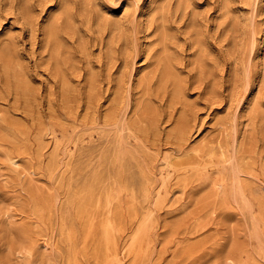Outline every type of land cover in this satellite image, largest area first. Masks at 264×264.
<instances>
[{
	"label": "rangeland",
	"instance_id": "rangeland-1",
	"mask_svg": "<svg viewBox=\"0 0 264 264\" xmlns=\"http://www.w3.org/2000/svg\"><path fill=\"white\" fill-rule=\"evenodd\" d=\"M163 6L160 16L157 9ZM65 14L70 27L64 26ZM51 19L63 43L61 56L70 61L64 68L67 81L45 44L43 28ZM2 45L18 70L5 72L0 64V150L20 163L10 166L0 152V264H69L72 253L75 264H95L101 242L85 240L86 217L71 200L105 174L106 88H115L123 65L133 100L137 71H150L164 45L183 94L152 95L158 123L141 135L149 155L139 150L136 160L123 162L128 180L149 165L161 194L154 190L146 199L136 194L135 214L124 218L113 264H264V229L252 225L247 207L241 203L233 212L218 210L209 223H191L186 214L204 190L177 188L175 174L163 162L165 156L176 161L179 149L213 141L221 131L239 135L245 126L264 151V0H0ZM112 49L115 60L107 57ZM197 56L203 61L198 78ZM244 92L257 99L250 118L239 100ZM181 112L192 125L178 138L170 130ZM143 158L152 162H140ZM261 196L264 184L249 195L257 219ZM129 203L122 195V209ZM44 204L48 209L40 211ZM149 210L151 222L135 260L123 250ZM103 215L94 214V237ZM37 239L48 241L49 248L35 245L28 256L22 249ZM98 258L103 260L101 252Z\"/></svg>",
	"mask_w": 264,
	"mask_h": 264
},
{
	"label": "bare ground",
	"instance_id": "bare-ground-1",
	"mask_svg": "<svg viewBox=\"0 0 264 264\" xmlns=\"http://www.w3.org/2000/svg\"><path fill=\"white\" fill-rule=\"evenodd\" d=\"M81 1L83 2V0ZM64 4V2L61 3L62 8H64ZM163 9L164 6L157 9L160 16L163 14ZM65 25L67 27L71 25L68 14H65ZM43 31L45 44H49L53 52L54 65L59 72H62L61 75L67 81L65 79L66 69L64 68L65 65H69L70 61L61 56L63 54V43L58 37L53 19L48 21ZM159 32L160 29L158 34ZM164 34L163 30L161 36L164 37ZM161 44H163V41H161ZM108 56L111 60H115L113 49L107 52ZM202 62L199 56L193 60L198 68L197 78L201 73L200 66ZM0 64L5 72H8L9 68H13L14 71L18 70L13 66L15 65L14 59L7 45L0 46ZM152 64L154 66L150 71H144L145 67L137 71L134 83L131 85L134 89L133 100L129 99V88L124 85L127 81H124L123 78V65L118 70L119 75L117 78L115 77V88L111 89L109 85L107 86L106 91L108 90L109 95L103 113L105 174L100 181L96 179L95 186L84 187L71 200L73 203L75 200L78 214H84L86 217L85 240L92 237V239L101 242L102 248H95V264H113L118 260L119 242L124 233L123 221L124 218H132L135 214L134 200L136 194L139 193L145 199L154 190L157 197L161 194V187L157 188L153 185L149 165L140 167V174L135 178H130V180L125 177L123 168V162L136 160V154L139 150L144 151L146 156L149 155L146 143L141 135L147 133V127L148 130L153 129L152 131H154L158 123V115L152 105V95L161 91H168L170 97L176 99L183 94L181 80L169 58L165 45L163 50L155 56ZM152 79H155L154 91H152ZM107 81L110 83V75L107 77ZM89 95H91V92ZM125 96L127 99L122 104ZM239 100L244 102L243 115L250 118L254 114L257 99L252 96L249 97L244 92L240 95ZM170 118L173 119L171 114L168 115V120ZM173 121L174 124L170 132L178 138L185 137L192 125L191 121L186 118L185 113L181 112ZM133 141L136 142L135 145ZM193 144L184 150L179 149L178 154H176V161L170 160L168 156L163 158L168 172L175 174L177 188L184 190L187 187H201L204 190L202 198L195 200L197 205L194 210L186 214L188 219L192 220L191 223H209L208 221L212 219L214 214L216 215L218 210L233 212L234 205L242 203L247 207L248 213L251 214L252 225H259L264 229V196L259 198L258 204L261 212L259 219L252 211L249 199L253 188H259L261 184H264V151L258 149L256 142L250 139L248 128L245 126L243 132L239 135L233 130L230 132L221 131L213 141H203L195 146ZM2 154L10 166L17 168L20 163L18 158L7 153L2 152ZM140 162L152 161L149 158H143ZM122 195H128L130 199V203L124 209L121 205ZM159 201L155 205H159ZM47 209L48 206L45 204L39 206L40 211H46ZM97 211L104 213L99 223L98 238L94 237L93 227L94 214ZM152 211L146 212L123 250L125 254H131L135 260L139 259L137 257L149 229ZM72 235V229H68L66 233L68 241L73 239ZM38 244L44 249L49 248L48 241L37 239L31 241L30 245L22 250L30 256L33 254L35 245ZM100 252L103 254L101 262L98 258ZM68 260L69 264H75V254L72 253Z\"/></svg>",
	"mask_w": 264,
	"mask_h": 264
}]
</instances>
